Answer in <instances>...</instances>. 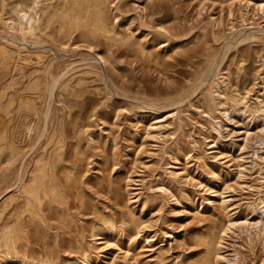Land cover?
Returning <instances> with one entry per match:
<instances>
[{"label": "rangeland", "instance_id": "374dc122", "mask_svg": "<svg viewBox=\"0 0 264 264\" xmlns=\"http://www.w3.org/2000/svg\"><path fill=\"white\" fill-rule=\"evenodd\" d=\"M102 1L0 0V264H264V0Z\"/></svg>", "mask_w": 264, "mask_h": 264}, {"label": "bare ground", "instance_id": "6f19581e", "mask_svg": "<svg viewBox=\"0 0 264 264\" xmlns=\"http://www.w3.org/2000/svg\"><path fill=\"white\" fill-rule=\"evenodd\" d=\"M102 4H103L102 0H65V6H64V9H63L61 16H60L61 22L64 24L65 28L67 30H70V31L71 30H84V31L98 30V31H103L105 28V23L103 20ZM25 16H26V14H24L23 17H25ZM25 20L27 21V19H25ZM36 22L37 21L34 18H32V17L28 18V22H26L25 26L23 28H21L22 35L23 36L30 35L31 38L36 37V35H35L36 28L34 26ZM217 84H218L217 82L212 81V85L211 84L210 85H211L212 89H214L217 86ZM53 85H54V83H53ZM233 102L235 103V105L237 107H240L241 111H243L246 108V105H242L241 99H235V100H233ZM261 103H263V105H264V102L261 101ZM47 104H48V102H47ZM226 111L227 110H225V112ZM260 112L262 113V115L264 117V109H262ZM243 113H245V111H243ZM216 126H214V131L217 132L219 138H222V134H221L222 133V122L221 121L216 122ZM31 131L32 130L29 129V132H31ZM0 140H1V137H0ZM212 148L214 149L215 145H213ZM40 180L41 179L36 181V184L33 186V188L30 191L31 196H33L34 198L39 197L40 188L42 186V181H40ZM19 182H20V180H19ZM259 210L262 212V216H264V209L259 208Z\"/></svg>", "mask_w": 264, "mask_h": 264}]
</instances>
